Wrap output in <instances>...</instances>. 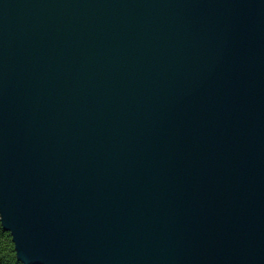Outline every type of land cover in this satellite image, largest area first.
<instances>
[{
	"label": "water",
	"instance_id": "obj_1",
	"mask_svg": "<svg viewBox=\"0 0 264 264\" xmlns=\"http://www.w3.org/2000/svg\"><path fill=\"white\" fill-rule=\"evenodd\" d=\"M0 215L24 264H264V0H0Z\"/></svg>",
	"mask_w": 264,
	"mask_h": 264
},
{
	"label": "trees",
	"instance_id": "obj_2",
	"mask_svg": "<svg viewBox=\"0 0 264 264\" xmlns=\"http://www.w3.org/2000/svg\"><path fill=\"white\" fill-rule=\"evenodd\" d=\"M0 264H24L18 257L12 235L2 225L0 215Z\"/></svg>",
	"mask_w": 264,
	"mask_h": 264
}]
</instances>
